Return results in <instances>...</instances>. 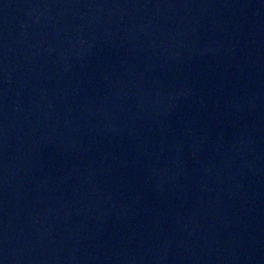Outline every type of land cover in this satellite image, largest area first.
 Here are the masks:
<instances>
[{
  "label": "water",
  "instance_id": "1",
  "mask_svg": "<svg viewBox=\"0 0 264 264\" xmlns=\"http://www.w3.org/2000/svg\"><path fill=\"white\" fill-rule=\"evenodd\" d=\"M0 264H264V0H0Z\"/></svg>",
  "mask_w": 264,
  "mask_h": 264
}]
</instances>
